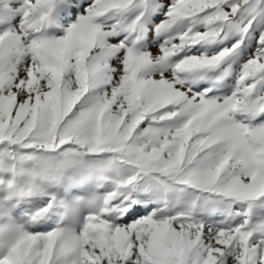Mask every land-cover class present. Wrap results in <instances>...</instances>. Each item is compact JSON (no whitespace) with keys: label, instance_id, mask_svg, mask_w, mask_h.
Returning <instances> with one entry per match:
<instances>
[{"label":"snow or ice","instance_id":"snow-or-ice-1","mask_svg":"<svg viewBox=\"0 0 264 264\" xmlns=\"http://www.w3.org/2000/svg\"><path fill=\"white\" fill-rule=\"evenodd\" d=\"M0 264H264V0H0Z\"/></svg>","mask_w":264,"mask_h":264}]
</instances>
